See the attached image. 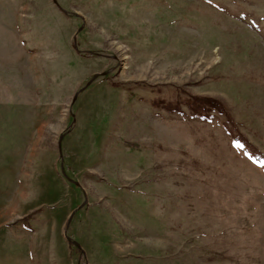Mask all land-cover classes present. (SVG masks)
<instances>
[{
	"label": "rangeland",
	"instance_id": "rangeland-1",
	"mask_svg": "<svg viewBox=\"0 0 264 264\" xmlns=\"http://www.w3.org/2000/svg\"><path fill=\"white\" fill-rule=\"evenodd\" d=\"M229 128L264 154V0H0V264H264Z\"/></svg>",
	"mask_w": 264,
	"mask_h": 264
},
{
	"label": "trees",
	"instance_id": "trees-1",
	"mask_svg": "<svg viewBox=\"0 0 264 264\" xmlns=\"http://www.w3.org/2000/svg\"><path fill=\"white\" fill-rule=\"evenodd\" d=\"M186 105L191 110V115L200 120L208 121L214 113L229 116L227 104L219 98L205 95H190V97L186 98ZM168 110L176 111L178 108L169 106ZM228 133L233 142L243 146L245 149L249 150L252 156L259 159L258 163L264 162V154L261 153L259 149H257V147L244 135L235 134L230 128ZM69 242L72 244V241Z\"/></svg>",
	"mask_w": 264,
	"mask_h": 264
},
{
	"label": "water",
	"instance_id": "water-1",
	"mask_svg": "<svg viewBox=\"0 0 264 264\" xmlns=\"http://www.w3.org/2000/svg\"><path fill=\"white\" fill-rule=\"evenodd\" d=\"M74 213H75V210H74V211L71 213V215L69 216L68 221H67V223H66V228H68L69 222L71 221V218H72V216H73Z\"/></svg>",
	"mask_w": 264,
	"mask_h": 264
},
{
	"label": "crops",
	"instance_id": "crops-1",
	"mask_svg": "<svg viewBox=\"0 0 264 264\" xmlns=\"http://www.w3.org/2000/svg\"><path fill=\"white\" fill-rule=\"evenodd\" d=\"M19 238H21V239H25V238H24V235H23V237H19ZM49 258H50L49 256L46 257V260H45V262H47L46 264H49V263H48ZM71 264H73V263H71Z\"/></svg>",
	"mask_w": 264,
	"mask_h": 264
}]
</instances>
